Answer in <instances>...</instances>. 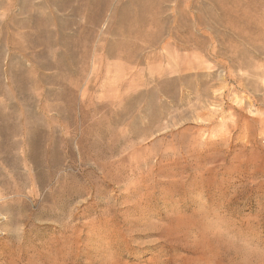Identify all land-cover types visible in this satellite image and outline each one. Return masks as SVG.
<instances>
[{
  "label": "rangeland",
  "instance_id": "obj_1",
  "mask_svg": "<svg viewBox=\"0 0 264 264\" xmlns=\"http://www.w3.org/2000/svg\"><path fill=\"white\" fill-rule=\"evenodd\" d=\"M0 264H264V0H0Z\"/></svg>",
  "mask_w": 264,
  "mask_h": 264
},
{
  "label": "bare ground",
  "instance_id": "obj_2",
  "mask_svg": "<svg viewBox=\"0 0 264 264\" xmlns=\"http://www.w3.org/2000/svg\"><path fill=\"white\" fill-rule=\"evenodd\" d=\"M235 1V0H234Z\"/></svg>",
  "mask_w": 264,
  "mask_h": 264
}]
</instances>
